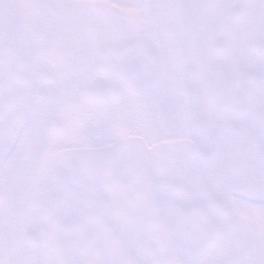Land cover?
<instances>
[{
	"label": "snow or ice",
	"instance_id": "6c2138e0",
	"mask_svg": "<svg viewBox=\"0 0 264 264\" xmlns=\"http://www.w3.org/2000/svg\"><path fill=\"white\" fill-rule=\"evenodd\" d=\"M0 264H264V0H0Z\"/></svg>",
	"mask_w": 264,
	"mask_h": 264
}]
</instances>
